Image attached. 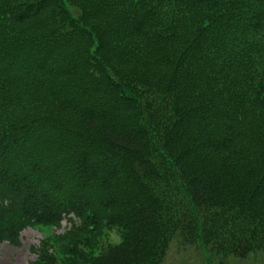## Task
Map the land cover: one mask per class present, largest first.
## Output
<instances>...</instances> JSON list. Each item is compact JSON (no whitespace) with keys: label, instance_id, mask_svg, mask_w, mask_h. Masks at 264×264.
<instances>
[{"label":"trees","instance_id":"1","mask_svg":"<svg viewBox=\"0 0 264 264\" xmlns=\"http://www.w3.org/2000/svg\"><path fill=\"white\" fill-rule=\"evenodd\" d=\"M63 219L33 264L264 251V0H0V243Z\"/></svg>","mask_w":264,"mask_h":264},{"label":"rangeland","instance_id":"2","mask_svg":"<svg viewBox=\"0 0 264 264\" xmlns=\"http://www.w3.org/2000/svg\"><path fill=\"white\" fill-rule=\"evenodd\" d=\"M79 223V218L74 216ZM71 224L67 219H63L60 226H31L20 232L19 243L12 244L8 240L0 243V264H33L38 262L41 251H53L57 246L64 245L66 240L62 237ZM93 248L89 251L97 255L101 245L108 242H117L120 239V233L116 230L104 228L101 230ZM48 246V250L44 247ZM227 264H264V251L251 252L245 258H239L234 255L226 260ZM163 264H205V258L202 250L196 245H183L179 239L172 244L169 254Z\"/></svg>","mask_w":264,"mask_h":264}]
</instances>
